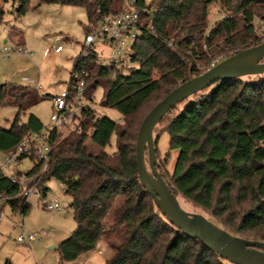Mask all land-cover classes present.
I'll return each mask as SVG.
<instances>
[{
  "label": "trees",
  "instance_id": "16d2710c",
  "mask_svg": "<svg viewBox=\"0 0 264 264\" xmlns=\"http://www.w3.org/2000/svg\"><path fill=\"white\" fill-rule=\"evenodd\" d=\"M14 3L19 18L29 0L10 1L12 7ZM215 3L222 17L208 26L209 8ZM43 4L82 8L86 35L101 18L115 14L123 0H38L37 6ZM134 6L156 12L142 14V34L131 48L127 66L112 73L96 65V55L89 49L86 56L80 53L74 59L72 67V72L88 74L87 101L104 84L100 106L115 109L121 123L96 117L87 107L78 129L51 136L44 172L39 174L35 155L19 159L35 162L25 174L30 180L25 187L33 184L44 198L49 193L46 182L55 179L70 198L75 228L57 245L59 264L90 253L102 241L111 250L104 264H230L187 238L161 214L139 183L135 142L144 108L146 115L181 82L211 68L212 60L264 40V0H150L148 5L135 0ZM6 12L0 5V25ZM197 62L204 68L198 69ZM39 100L34 88L2 85L0 106H13L17 113L9 129L0 128L1 152L13 151L28 133L43 130L32 113L25 121L20 119ZM162 131L169 136V149L178 155L169 177L159 160L157 170L177 192L178 201L201 208L210 222L231 235L249 233L251 240L264 243V73L221 81L191 95L160 120L153 134ZM113 135L116 149L108 153L105 148ZM0 197L12 212L22 216L29 212L23 190L1 169Z\"/></svg>",
  "mask_w": 264,
  "mask_h": 264
},
{
  "label": "rangeland",
  "instance_id": "374dc122",
  "mask_svg": "<svg viewBox=\"0 0 264 264\" xmlns=\"http://www.w3.org/2000/svg\"><path fill=\"white\" fill-rule=\"evenodd\" d=\"M10 1L12 0H8V3L4 5L0 0V5L4 6L7 11L4 21L0 25V52L4 47H13L16 42L22 45L31 55L28 57L13 53L8 58H3L0 55V86L12 84L32 88L23 79L34 82L39 88V91L36 90V92L40 100L25 114H21L20 119L25 121L27 115L32 113L45 128L50 125V117L53 112L52 98L58 96L63 89L67 88L72 73L73 61L84 49V27L87 25L86 14L82 8L78 7L52 4L37 6L38 0H29L26 13L17 18L14 13L17 4L14 3L12 7ZM221 17L219 4H212L209 8L208 26L220 20ZM255 24L259 29V34H261L260 32L263 29L259 28V22ZM13 37L16 40L15 42ZM58 46L63 50L61 53L55 52V48ZM94 51L99 59H104L109 48L98 43ZM220 61H222L221 58H216L210 64L214 66ZM196 64L200 70L205 66L200 65V62ZM105 89L104 84H100L88 106L94 110L96 117L104 115L116 121L119 114L115 109L100 106ZM146 112L147 108H144L139 117L142 119ZM16 113L17 109L13 106H0V128L9 129ZM83 118L82 116L81 121ZM77 125V122H75L60 128L58 133L66 136L71 131L78 129ZM153 135L156 140L157 161H160L162 172L169 177L178 151L169 149V136L165 131L154 132ZM90 148L93 152L97 151L94 146ZM115 149L116 138L113 135L105 150L108 153H113ZM144 159L148 168L146 151ZM5 161L6 154L0 151V169L3 174L17 179L25 176L35 164L29 158H24L13 168L6 167ZM15 173L20 174L15 176ZM28 183L30 184L29 179ZM32 186L34 185L32 184ZM46 186L49 188L47 199H56L59 205L58 211L53 213L46 211L43 208L41 199L35 195L28 198L30 209L27 215L24 216L19 212H12L8 204L4 203V198L0 197V212L2 213L0 220V264H59L57 245L71 235L75 228V222L72 210L69 207L70 198L64 194L61 184L55 179H50L46 182ZM179 204L182 209L190 214H201L205 218H209L208 213L201 208L181 199ZM111 216L112 213L110 212L106 217L107 222L110 221ZM23 233L35 236L31 244L17 241V238ZM240 235L248 240L253 239V235L249 233ZM104 262L105 255H99L96 250L83 257L81 264H104ZM75 264H78V262Z\"/></svg>",
  "mask_w": 264,
  "mask_h": 264
},
{
  "label": "water",
  "instance_id": "95a60500",
  "mask_svg": "<svg viewBox=\"0 0 264 264\" xmlns=\"http://www.w3.org/2000/svg\"><path fill=\"white\" fill-rule=\"evenodd\" d=\"M264 41L239 51L198 76L181 82L142 119L135 142V165L141 187L149 194L165 219L187 238L199 241L230 264H264V243L231 235L201 214H190L179 204L157 170L153 130L177 104L221 81L264 73ZM2 86H0L1 88ZM147 153L146 167L144 154Z\"/></svg>",
  "mask_w": 264,
  "mask_h": 264
},
{
  "label": "built area",
  "instance_id": "2783aa9c",
  "mask_svg": "<svg viewBox=\"0 0 264 264\" xmlns=\"http://www.w3.org/2000/svg\"><path fill=\"white\" fill-rule=\"evenodd\" d=\"M134 1L123 0V5L115 14L106 15L96 23L92 31L84 37L82 56H86L89 49L94 51L95 46L100 43L108 47L109 51L104 59H99L94 51L97 58L95 61L97 66H101L112 73L127 66L131 55V48L142 34L144 26L142 14L151 16L156 12L155 8H145L140 11L134 6ZM143 1L146 5L150 3V0ZM168 45L171 46L170 43ZM61 50L60 46L55 48V52H60ZM13 53L28 57L31 55L22 45L17 43H14L13 47H4L0 55L3 58H8ZM87 76L88 74L84 70L72 72L67 88L63 89L58 96L52 98L53 112L50 117V125L43 128L39 133H28L13 151L6 153V167L15 168L20 158L29 157L33 154L36 157L37 163L40 164L39 174L47 169L48 158L52 149L51 136L55 133L59 134L60 128H64L75 122L78 124L82 119L83 111L89 107V101L85 99V79ZM23 80L28 82V86L39 91L38 86L34 82L28 81L25 78ZM121 121L120 118L116 120L117 123H121ZM28 179L26 175L18 179L13 176L10 177L11 182L23 190V194L27 200L32 195L39 197L35 186L25 187ZM61 186L64 191L63 185ZM39 199H41L43 208L46 211L52 213L58 211L59 205L56 199L50 200L47 197H39ZM1 217L2 213L0 212V220ZM34 239V235L23 233L17 238V241L30 244Z\"/></svg>",
  "mask_w": 264,
  "mask_h": 264
},
{
  "label": "crops",
  "instance_id": "0c3cea01",
  "mask_svg": "<svg viewBox=\"0 0 264 264\" xmlns=\"http://www.w3.org/2000/svg\"><path fill=\"white\" fill-rule=\"evenodd\" d=\"M13 39H14V42L16 41L15 40V38L13 37ZM21 41H22V44H23V38L21 39ZM16 43V42H15ZM63 50H61L60 52H56V53H61ZM31 244V243H30ZM97 250V253L99 254V255H105V261L110 257V255H111V250L108 248V246L105 244V243H103V242H99L97 245H96V247H95V249L93 250V251H91V252H94V251H96ZM90 252V253H91ZM90 253H87V254H85V255H83V256H81V257H79L78 259H76L75 261H72V262H69V263H66V264H75V263H77L78 262V264H81V261H82V258L83 257H85V256H87L88 254H90ZM9 264V263H8Z\"/></svg>",
  "mask_w": 264,
  "mask_h": 264
}]
</instances>
